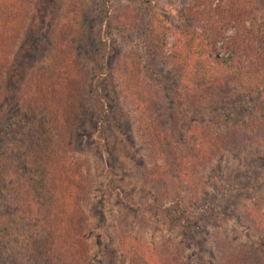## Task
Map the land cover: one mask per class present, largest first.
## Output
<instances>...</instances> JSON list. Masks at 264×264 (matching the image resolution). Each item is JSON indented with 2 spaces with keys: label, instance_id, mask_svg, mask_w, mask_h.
<instances>
[{
  "label": "rangeland",
  "instance_id": "1",
  "mask_svg": "<svg viewBox=\"0 0 264 264\" xmlns=\"http://www.w3.org/2000/svg\"><path fill=\"white\" fill-rule=\"evenodd\" d=\"M190 1L157 0L156 9L175 24ZM28 2L9 72L0 76V264L36 257L38 244L47 241L43 221L24 208L34 210L33 205L45 202L44 181L52 178L48 145L58 139L50 137L49 114L28 102L24 90L32 73L51 63L62 37L72 59L87 71V91L102 114L92 125L78 123L61 136L62 142L68 140L63 158L75 159L90 185L89 200H82L88 217L84 264H130L120 237L156 249L167 244L176 264H219L242 250L264 254V230L253 211L264 209V103L253 118L240 112V98L225 88L218 106L204 105L196 94L200 103H194L192 88L201 75L165 65L159 57L150 64L143 61L141 76H147L154 106L163 117L166 143L188 145L192 130L201 126L210 134H238L193 182L150 179L155 156L138 113L123 107L118 75L122 63L134 61L145 14L139 10V31L119 28L115 18L121 7L136 8L137 0ZM257 10L264 19V0H258ZM234 113L240 117H231ZM26 200L32 203L24 206Z\"/></svg>",
  "mask_w": 264,
  "mask_h": 264
},
{
  "label": "trees",
  "instance_id": "2",
  "mask_svg": "<svg viewBox=\"0 0 264 264\" xmlns=\"http://www.w3.org/2000/svg\"><path fill=\"white\" fill-rule=\"evenodd\" d=\"M156 1L137 0L136 8L121 7L115 18L119 28L132 31H139L145 22L134 61L124 62L119 68L123 107L138 113L141 132L153 150L156 168L150 179L193 182L203 165L225 151L238 134H210L206 126H201L192 130L188 145L174 147L166 143L163 117L154 106L147 76H141L142 62L150 64L159 57L165 65L201 75L192 88L194 103H200L196 97L199 95L204 105L218 106L223 100L218 94L225 88L240 98V112L253 118L264 103V19L258 15V0H191L179 11L177 23L172 24L157 12ZM28 9V0H0V76L9 72V57ZM139 10L145 14L143 22ZM56 43L51 63L32 73L24 90L28 102L49 114L53 127L50 137L58 140L48 145L47 169L52 178L44 181L45 202L39 207L33 205L34 210L24 208L43 221L47 241L38 244L36 257L20 264H84L88 253V217L82 206V200L90 196L88 175L75 159L63 158L62 147L66 148L68 140L62 142L61 136L71 126L97 122L102 116L101 107L97 100H91L87 71L72 59L65 37ZM234 116L240 117L236 113ZM225 119L229 121L228 116ZM253 211L259 215L256 224L264 230V209L257 206ZM119 241L130 264H176L173 254L167 252V244L156 249L125 237ZM259 263L264 264L263 253L242 250L219 264Z\"/></svg>",
  "mask_w": 264,
  "mask_h": 264
}]
</instances>
